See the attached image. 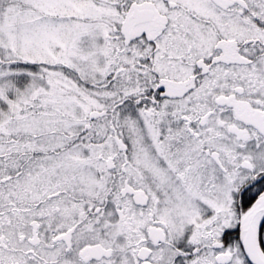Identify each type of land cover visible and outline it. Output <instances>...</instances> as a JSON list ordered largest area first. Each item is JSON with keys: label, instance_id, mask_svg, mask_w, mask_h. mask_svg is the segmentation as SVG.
I'll return each mask as SVG.
<instances>
[{"label": "snow or ice", "instance_id": "1", "mask_svg": "<svg viewBox=\"0 0 264 264\" xmlns=\"http://www.w3.org/2000/svg\"><path fill=\"white\" fill-rule=\"evenodd\" d=\"M0 264H264V0H0Z\"/></svg>", "mask_w": 264, "mask_h": 264}]
</instances>
